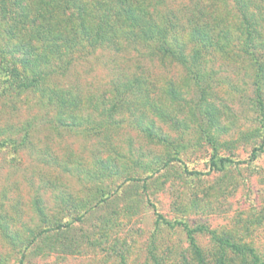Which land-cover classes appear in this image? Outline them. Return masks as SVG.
<instances>
[{"label":"rangeland","instance_id":"rangeland-1","mask_svg":"<svg viewBox=\"0 0 264 264\" xmlns=\"http://www.w3.org/2000/svg\"><path fill=\"white\" fill-rule=\"evenodd\" d=\"M51 3L0 0V264H196L184 225L203 263L241 264L215 239L228 237L262 264L264 153L249 159L264 146V0H146L179 26L169 46L187 61L200 48L193 71L122 38L38 77L29 50L49 54L52 35L19 30L18 10Z\"/></svg>","mask_w":264,"mask_h":264},{"label":"trees","instance_id":"trees-1","mask_svg":"<svg viewBox=\"0 0 264 264\" xmlns=\"http://www.w3.org/2000/svg\"><path fill=\"white\" fill-rule=\"evenodd\" d=\"M65 1L67 2V0ZM65 1L62 0L58 2L54 0L55 4L51 3V7L42 10V7L39 6L34 9L35 12H33V8L30 5H23L22 9L18 10V22L20 21L21 23V28L19 30L27 28V31H33V27L31 26H35L33 32L36 33V29H41L42 35H52V43L54 44L49 48V54L40 53L38 45L32 44L29 50L32 55L28 58L32 59L33 62L30 60L32 63L31 67L38 77L53 72L65 73L68 71L70 66L79 61L78 59L81 57V52L86 53L84 52L85 45H88L89 48L95 47L96 44L104 41L108 43V40L114 45H119L122 43V38H126L127 41L133 38H140L141 41L144 42L143 45H145V52H143L145 54H157L161 52L167 54L170 52L188 67L192 66L190 71H193L196 67V63L193 62L194 60H197L199 65L201 64L200 60L202 59V55L200 53V48H193V60L191 61L188 59L187 61V57L183 55L181 51L177 53L175 48L169 46L166 39L167 36H169L170 40L181 39L177 30L179 26H177L173 20H171V23H168L167 26H162V20L157 18L153 9L151 10L149 6L145 4L146 0H84L79 4H77V2L72 4V0L67 3ZM32 12L33 14H31ZM47 12H49V14H47ZM60 12L63 13V15L60 16H64V19L59 16V14H61ZM37 14L39 15L36 16ZM31 15L34 18H39L42 15L43 18L46 17L45 19L49 21L41 24L32 19V25L30 22L26 24ZM113 17L115 18V22L110 20ZM53 19L56 21H52ZM188 33L190 37L192 33H194L196 39H200L199 41L203 42L205 40L204 42L206 43L210 42V38L208 37L209 30H205V27H193ZM181 45V47H185V44L181 43ZM244 51L248 54L252 52L249 48ZM76 52H78V54H75ZM64 56H66L65 61L62 60ZM84 56L85 54H83L82 57ZM26 60L29 62V59ZM56 61L58 63H55ZM49 64H51V66ZM42 65H49L50 68L46 70ZM36 79L37 77L35 76L30 80L29 78L18 79V95L32 86ZM259 89L260 87L258 86V94L260 95ZM30 125L31 124L26 127L24 134L20 138L21 141L27 139L30 135ZM11 139L14 142L16 141L15 138ZM259 153H264L263 145L253 148L249 160L254 161ZM169 161L170 160L167 162ZM223 161L221 167H223ZM213 165L215 164L213 163ZM156 216L158 223L163 222L167 225L182 224V222L174 223L168 221L157 211ZM72 223L73 221H70L66 224H58L56 227H69ZM184 227L187 231L190 245L195 248V253L198 255L196 264H205L203 263V259H200L201 252L196 244L193 234L194 229L187 225H184ZM40 234L41 233L38 235ZM215 239L220 246L229 248L235 254L244 258L241 264H248L246 262L247 257L244 254L246 251H249L253 257V262L251 264H260L259 257L255 255L253 248L231 241L228 237H218ZM219 264H226L223 258H220ZM262 264H264V261H262Z\"/></svg>","mask_w":264,"mask_h":264}]
</instances>
